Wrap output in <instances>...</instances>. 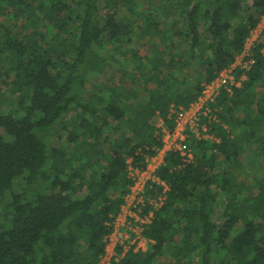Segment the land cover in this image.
<instances>
[{"label":"trees","instance_id":"obj_1","mask_svg":"<svg viewBox=\"0 0 264 264\" xmlns=\"http://www.w3.org/2000/svg\"><path fill=\"white\" fill-rule=\"evenodd\" d=\"M263 13L264 0H0V264H97L128 168L162 146L153 118L172 130ZM260 36L200 116L208 137L187 132L190 160L165 152L164 193L147 184L145 249L117 245L110 264H264Z\"/></svg>","mask_w":264,"mask_h":264},{"label":"built area","instance_id":"obj_2","mask_svg":"<svg viewBox=\"0 0 264 264\" xmlns=\"http://www.w3.org/2000/svg\"><path fill=\"white\" fill-rule=\"evenodd\" d=\"M255 28V27H254ZM253 28V29H254ZM264 28V27H263ZM253 36L252 30L246 38L243 50L235 58V62L227 69H223L220 73L209 83L205 84L195 102L189 104L187 108L180 107L177 110H172L174 113V127L172 130L162 129V146L157 150L156 154L146 158V167L138 169L129 167L128 175L131 178L129 191L124 197V203L120 207L119 213L113 218L111 222V231L107 237L105 252L100 256L97 264H110L114 258L118 260L116 246L120 245L124 251L130 246L135 245V249H143L138 242H145L146 239L141 236L143 224L150 222L152 212L149 211L147 215L140 216L141 206L145 203V191L149 182H158L166 186L155 175L156 168L163 162V156L168 150L179 151L184 160H190L191 154L189 149H186L187 132H191L197 138L208 137L207 134H201L205 127L199 124L200 116L207 115L210 112L209 104L213 102L222 88L230 91V85H239L235 82L233 69L240 65L242 67L249 66L253 60L245 59L249 56L250 49L253 47L255 41H260L261 30ZM241 78H244L243 76ZM160 194L155 198H148V202L154 208L160 206L165 198L164 194ZM130 234V235H129ZM110 244H113L110 245ZM111 246L110 250L108 247Z\"/></svg>","mask_w":264,"mask_h":264},{"label":"rangeland","instance_id":"obj_3","mask_svg":"<svg viewBox=\"0 0 264 264\" xmlns=\"http://www.w3.org/2000/svg\"><path fill=\"white\" fill-rule=\"evenodd\" d=\"M264 27V13L262 14V16H261V18H260V20L257 22V24H256V26H255V28L252 30V33H253V36H256L257 35V32L260 30V28H263ZM258 34H259V32H258ZM261 34V33H260ZM2 93H5V96L7 95V96H9L11 93L9 92V90H4ZM153 123L158 127V128H160V130H162L163 128L164 129H166V130H168L165 126H164V124L162 123V120L159 118V117H154L153 118ZM190 154H191V156H192V152L190 151ZM17 190H19L18 188H16ZM4 205V204H3ZM0 209H1V207H0ZM130 235V234H129ZM138 244H139V246L141 247V248H144V245H145V242L143 241V242H138ZM110 245H112L113 246V244H110ZM108 249H109V254H110V250L112 249V247L111 246H109L108 247Z\"/></svg>","mask_w":264,"mask_h":264},{"label":"crops","instance_id":"obj_4","mask_svg":"<svg viewBox=\"0 0 264 264\" xmlns=\"http://www.w3.org/2000/svg\"><path fill=\"white\" fill-rule=\"evenodd\" d=\"M163 123V122H162ZM145 246H146V243H145V245H144V248L143 249H145Z\"/></svg>","mask_w":264,"mask_h":264}]
</instances>
